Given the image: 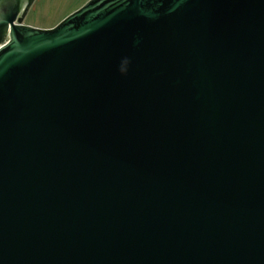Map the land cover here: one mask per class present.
Segmentation results:
<instances>
[{"label":"water","instance_id":"1","mask_svg":"<svg viewBox=\"0 0 264 264\" xmlns=\"http://www.w3.org/2000/svg\"><path fill=\"white\" fill-rule=\"evenodd\" d=\"M35 1L0 0V264H264V0Z\"/></svg>","mask_w":264,"mask_h":264},{"label":"rangeland","instance_id":"2","mask_svg":"<svg viewBox=\"0 0 264 264\" xmlns=\"http://www.w3.org/2000/svg\"><path fill=\"white\" fill-rule=\"evenodd\" d=\"M89 0H36L24 23L42 28L56 26Z\"/></svg>","mask_w":264,"mask_h":264},{"label":"clouds","instance_id":"3","mask_svg":"<svg viewBox=\"0 0 264 264\" xmlns=\"http://www.w3.org/2000/svg\"><path fill=\"white\" fill-rule=\"evenodd\" d=\"M124 63L126 64V63H128V61H127V60H125V61H124Z\"/></svg>","mask_w":264,"mask_h":264},{"label":"flooded vegetation","instance_id":"4","mask_svg":"<svg viewBox=\"0 0 264 264\" xmlns=\"http://www.w3.org/2000/svg\"><path fill=\"white\" fill-rule=\"evenodd\" d=\"M28 15V14H27ZM30 25V24H29ZM38 27V26H37Z\"/></svg>","mask_w":264,"mask_h":264}]
</instances>
